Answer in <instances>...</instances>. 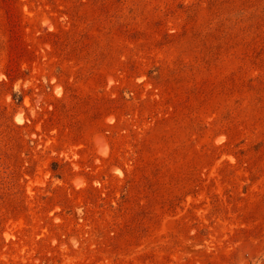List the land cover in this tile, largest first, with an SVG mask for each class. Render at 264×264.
I'll return each mask as SVG.
<instances>
[{
  "label": "rangeland",
  "instance_id": "1",
  "mask_svg": "<svg viewBox=\"0 0 264 264\" xmlns=\"http://www.w3.org/2000/svg\"><path fill=\"white\" fill-rule=\"evenodd\" d=\"M0 264H264V0H0Z\"/></svg>",
  "mask_w": 264,
  "mask_h": 264
}]
</instances>
